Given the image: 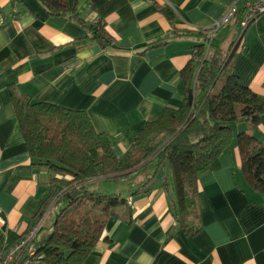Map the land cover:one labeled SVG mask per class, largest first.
Instances as JSON below:
<instances>
[{
	"label": "crops",
	"instance_id": "1",
	"mask_svg": "<svg viewBox=\"0 0 264 264\" xmlns=\"http://www.w3.org/2000/svg\"><path fill=\"white\" fill-rule=\"evenodd\" d=\"M234 2L79 0L78 18L102 22L113 38L103 47L79 45L88 30L47 15L37 0H0V260L31 231L54 176L33 165L8 87L33 102L85 112L122 158L148 121L179 108L182 69ZM234 21L216 34L214 47L222 48L220 36L236 35ZM174 32L183 34L172 37ZM233 63L240 81L264 97V14L244 32ZM229 126L235 136L246 133L264 142V115L255 127ZM170 184L171 178H155L131 197L142 186L133 181L126 204L106 223V240L85 264H264V198L245 183L235 140L198 179L195 225L201 230L194 237L175 222Z\"/></svg>",
	"mask_w": 264,
	"mask_h": 264
},
{
	"label": "trees",
	"instance_id": "2",
	"mask_svg": "<svg viewBox=\"0 0 264 264\" xmlns=\"http://www.w3.org/2000/svg\"><path fill=\"white\" fill-rule=\"evenodd\" d=\"M78 1L73 0L72 6H68L65 0H37L47 15L75 21L88 30L79 45L113 44L102 22L91 25L78 18ZM234 22L239 41L232 42L227 49L211 43L207 54V39L205 45L195 48L180 73L184 85L181 105L148 121L122 158L114 154L108 137L94 130L85 112L33 102L14 87H8L14 120L33 165L55 175L35 221L52 204H63L54 217L50 234L44 239H38L39 234L34 238L44 264H85L98 243L106 240L107 221L116 218L117 209L126 203L111 193L90 192L86 185L97 178L125 179L154 163L153 176L131 193L134 197L156 178L159 170L168 167L173 217L186 237H194L201 230L195 225L197 215L192 217L194 222L189 219L198 210V179L235 140L243 179L250 190L264 198V142L246 133L234 136L229 126L245 123L255 127L264 115V97L253 93L233 73V61L243 48L244 38L240 15ZM182 34L174 32L172 37ZM166 43L165 39L157 44Z\"/></svg>",
	"mask_w": 264,
	"mask_h": 264
},
{
	"label": "built area",
	"instance_id": "3",
	"mask_svg": "<svg viewBox=\"0 0 264 264\" xmlns=\"http://www.w3.org/2000/svg\"><path fill=\"white\" fill-rule=\"evenodd\" d=\"M263 14L264 0H235L222 19L212 29L205 32L207 35L206 54L216 34L234 21L238 15H240V29L245 32ZM238 39L237 41H239ZM29 233L20 239L15 247L5 251L0 264H44L34 244L36 228Z\"/></svg>",
	"mask_w": 264,
	"mask_h": 264
},
{
	"label": "rangeland",
	"instance_id": "4",
	"mask_svg": "<svg viewBox=\"0 0 264 264\" xmlns=\"http://www.w3.org/2000/svg\"><path fill=\"white\" fill-rule=\"evenodd\" d=\"M238 36H239L238 32L236 33L235 36H233V32H232L230 34V38L228 40L223 39L221 36L219 37L218 40L222 44V48L226 49L229 44H231L232 42H235L238 39ZM154 171H155V164L150 163L147 166L143 167L139 172H137L131 176H128L125 179L103 180L102 178H97V179L92 180V182H90V185L87 184L86 186L88 187L90 192H105L106 194L111 193L113 195L120 196V198L122 200H124L126 203L127 202L126 200L128 199V197H130L129 196L130 193L128 191L129 190L128 188L131 187L132 182L134 181L136 188H138V186L145 184L153 176ZM53 177H55V175ZM56 178L59 179L60 177L57 176ZM156 178H157V180L161 178L163 180V182H165L166 178H171L170 171H169L168 167L159 170L157 172ZM140 179H141V183H140ZM52 205H54V204H52ZM52 205L48 208V210L46 212H44V215L42 218L35 221L32 229H31V231H32L36 228V234H35L34 238L37 236V234H39L38 239H44L50 234L51 226H52V223L54 221V217L57 213L60 212V210L63 207V204H59L56 207L52 206ZM194 215L196 218L197 213L196 212H195V214L193 213L192 216H189V219L193 220L192 217H194ZM193 222H194V220H193ZM38 223H39V225H38ZM37 225H38V227H37ZM28 234H30V233H28Z\"/></svg>",
	"mask_w": 264,
	"mask_h": 264
}]
</instances>
